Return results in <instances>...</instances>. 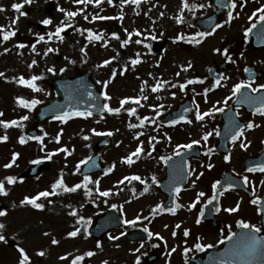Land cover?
I'll return each mask as SVG.
<instances>
[{
  "label": "rangeland",
  "instance_id": "374dc122",
  "mask_svg": "<svg viewBox=\"0 0 264 264\" xmlns=\"http://www.w3.org/2000/svg\"><path fill=\"white\" fill-rule=\"evenodd\" d=\"M13 3L24 4L20 11L25 12L26 15L20 16L19 12L11 7ZM201 3L208 5L211 4V0H189L190 5ZM50 4L54 6L53 10H49ZM0 8L3 9L0 11V25L4 26L5 30L16 32V35L8 41H4L0 35V72L5 74L0 77V112L4 114L0 119L11 121L19 120L24 115L29 117L26 121H20L22 126L4 128L0 125V136L7 134L9 137L7 141L0 142V180H4L6 176L18 178L17 182L11 185L5 181L8 194L3 195L2 199L10 209L6 210V216L0 217V223L5 224V228L0 230V234L5 236V241H0V264H18L19 247L26 250L35 264H71L76 256H84L79 262L82 264H104L105 261L108 264H135L137 257H140V264H181V262L186 264L185 256L182 259L181 253L194 241L195 244L218 245L221 234L211 230L204 233L205 225L202 221L196 223L197 212L191 208L189 210V206L195 201L199 192H211L212 180L217 176L219 178L223 171V169L218 170L220 167H229L221 155L212 152L205 158L192 160V170L195 171L191 170L189 185L180 193L181 206L175 213L158 210L154 214L152 211L156 205L165 201V194L157 186L160 185L166 172L162 164L163 160L155 155L156 149H162V157H165L175 154L178 151L177 145L187 144L193 140L200 141L199 144L194 145L200 146L201 150L213 147L218 116L214 112L202 121L196 120L197 105L201 112L211 109L213 105L222 107L231 94L232 81L226 80L218 92H211L205 96L206 88L212 84L209 79H204L206 70L210 64L218 60V56L212 53L213 47L208 49L204 45V37L201 38L200 44L184 45L175 41V37L179 34L193 36L201 31L197 22L210 12L211 7L182 9V0H141L139 5L131 3L130 0L123 5L120 0H113L112 4H109L108 0H102L99 5L95 0L85 4L74 3V0H32L31 3H24V0H0ZM61 8L64 11H60ZM69 11H76L77 15L69 17L66 15ZM181 11L184 17L183 23L177 22L176 19L181 15ZM160 13H163V16ZM18 16L19 19L13 24L12 21ZM85 16L88 17L87 20ZM98 16L115 18L94 19ZM45 18H51L52 24L45 26L40 23ZM62 23L70 25L62 33L63 41L55 37L49 39L48 33L54 32ZM87 29H91L96 34H104V38L89 40ZM137 30L141 35L135 34ZM113 32L119 34V40L111 35ZM129 33H132L131 37ZM38 34L44 35L45 40L39 41ZM151 35L157 38L152 40ZM125 39H129L130 42L122 46V41ZM136 40H141L143 43L137 44ZM19 43L27 46L21 49L17 47ZM33 44L35 51L32 50ZM148 45H151L150 49ZM48 48H52L53 51L45 56L44 53ZM82 48L84 51H81ZM5 49L8 51L5 52ZM137 53L140 54L141 62L132 65L131 60L136 58ZM57 54L64 56V62L57 61ZM112 57L115 59L109 65L98 67L105 59ZM33 60H36L37 64L29 67ZM189 62L192 67L186 71L182 70L181 65L187 66ZM125 65L127 71L120 75ZM51 67L56 69L55 73L47 71ZM61 68H65L66 71L60 72ZM113 70L117 75L110 80ZM83 71H91L100 91L102 93L107 91L112 97L111 100H105L103 96L105 103L110 107H119L120 100L125 97L146 95L148 100L141 98L142 106L129 102L118 114L108 112L102 117L73 116L66 122L57 119L47 120L42 124L39 135L43 137V144L32 139L29 131L36 121L35 108L56 97L51 80L63 75L72 77ZM177 72L180 73L179 76L176 75ZM21 75L26 79L32 75L42 76L43 78L36 83L43 91L35 92L13 79V77L18 79ZM105 80H110L106 89L100 83ZM159 80L168 83L159 91L153 92L152 87ZM188 80L196 82L188 89L181 90L179 85L185 84ZM145 81L147 86L141 93V86ZM171 84H176V87H171ZM172 93H175V96ZM187 96L195 103L194 113L189 119L192 123L182 122L176 127L165 125L161 121L162 116L176 108L177 104L183 102ZM18 97L29 100L39 99L41 103L35 108L26 109L17 102ZM216 102L219 103L214 104ZM157 105L164 106L160 109L161 116L158 118L155 115ZM129 108L136 109L135 115L125 111ZM144 116H148L150 120L157 119V124L145 121L143 126H140V120ZM129 123L137 127L129 128ZM109 131L113 135L96 134V132ZM45 132L48 135L45 136ZM206 132L213 134L204 141L202 137ZM137 133L143 134L136 138ZM57 134H60L59 143L54 139ZM22 135L26 138L24 144L19 143V137ZM150 137L155 139L150 140ZM103 140H106L107 144L102 148L101 156L111 165L112 171L95 172L87 176L93 181L99 180L100 191L111 190V195L100 196L96 191V185L89 183L88 189L92 190L89 196L86 194L87 189L83 187L82 170L85 164L79 165V172L75 169L79 161H88L97 143ZM141 142H143V153L139 158L133 157L134 163L128 164L123 158L134 152ZM256 143L260 148L264 145L263 140ZM63 147H67L71 154L57 152L51 159L46 158L56 149ZM253 150V144L245 152L237 147L232 154L230 167L234 171L242 172L243 156ZM14 152L19 153L16 163L11 168H5L4 165L11 162ZM36 159L47 161L48 168L42 169L34 177L21 178L22 174L29 172L30 167L34 165L32 161ZM209 164L213 165L212 170H207ZM61 173L68 187L77 183H81L82 187L74 193L58 188L56 195L41 197L37 203H43V209L20 203L25 196L31 197L44 190L51 191L52 184ZM133 175L140 176L141 180H132ZM126 176L129 179L119 183ZM153 176L156 177V183L152 181ZM256 180L264 182V176H259ZM262 182L254 185L256 190L261 188L264 184ZM145 187L149 188L147 193H143ZM224 199L228 208L240 204L241 200L242 205L240 204L239 208L241 211L245 208L246 198L241 194L240 196L226 194ZM201 201H204V197ZM112 204H116L117 208H112ZM110 209L118 210L123 220H132L137 216L141 219L135 226L124 223L121 228L109 232L100 240L92 237L89 233L91 224ZM73 210L77 212L76 217L70 215ZM230 214L232 215L224 213V216L229 217V220L242 216V212ZM79 216L85 217V221L90 218L91 224L84 221L78 223ZM145 217L147 219H144ZM177 224H180L179 228H176ZM76 227L81 229L80 234L76 237H68L67 233ZM127 227L130 229L148 227L151 232L159 233L165 240L153 235L151 238L148 236L145 243L130 241L125 236ZM185 229L192 232L188 238L182 235ZM174 231L175 236L172 235ZM110 236L119 239H110ZM52 239L58 240L59 243L52 244ZM141 244H145L144 247L141 248ZM146 244L152 246L154 253H145ZM172 248L176 251L168 255ZM136 249L139 251H135ZM189 249L191 252V248ZM40 251L45 255H38ZM89 251L94 252V255L88 257L86 253ZM152 254H156L157 258L148 263L147 258ZM62 256L68 258L62 260L60 259Z\"/></svg>",
  "mask_w": 264,
  "mask_h": 264
},
{
  "label": "snow or ice",
  "instance_id": "6c2138e0",
  "mask_svg": "<svg viewBox=\"0 0 264 264\" xmlns=\"http://www.w3.org/2000/svg\"><path fill=\"white\" fill-rule=\"evenodd\" d=\"M31 2H32V0H24V3H31ZM89 2H91V0H74V3H77V4H85V3H89ZM101 2H102V0H95V3L97 5H99ZM128 2H129V0H120L121 5H123L125 3H128ZM130 2L134 3L136 5H139L141 3V0H130ZM217 2H219V0H217ZM108 3L112 4L113 0H108ZM246 4H247V0H243V2L239 4V7L243 8ZM206 6L207 7H211V4L205 5V4L201 3V4H191L190 5L189 4V0H182V9H189V10L195 9V8L202 9V8H205ZM223 6L230 7L231 9H236L237 6H238L237 0H231L230 4H225ZM11 7L14 10H16L17 12H19L20 16L26 15L25 12L20 11L24 7V4H22V3H13L11 5ZM2 10L3 9L0 8V11H2ZM59 10L60 11H64V9H62V8L59 9ZM80 11H83V9H80ZM257 14H259L258 15V22H264V5H261L255 11H253V13L249 16V20H252L254 17H257ZM66 15L69 16V17H75L77 15V12L76 11H69V12L66 13ZM160 15L163 16V13H160ZM237 15H238V13H237ZM84 18L86 20L88 19L87 16H85ZM96 18H98V19H114L115 17H104V16L94 17V19H96ZM18 19H19V16L16 17V19L13 20L12 23L15 24ZM176 19H177V22L183 23L184 17H183V12L182 11H181V15L176 17ZM232 19H233L232 13L229 12L228 21H226V23H230ZM40 23H42L45 26L51 25L52 24V19L51 18H45L42 21H40ZM256 26H257V24L253 23L251 25V27L246 29L245 35H247L248 33L252 32V30L254 28H256ZM68 27H70V25L62 23L61 26H57L55 28L54 32L48 33V38L52 39L53 37H55L58 40L63 41L64 36L62 35V33ZM219 27H221L220 24H214V26L212 28V32H214ZM87 31L89 33V35H88V39L89 40H93V39L94 40H102L104 38V34L93 33L91 29H87ZM125 31L127 32V29H125ZM81 34H83V33H81ZM135 34L136 35H141V33L138 30H137V32ZM211 34H212L211 32L199 31V32H196L192 37H187V38H186L185 35L179 34V35H177L175 37V41H184L185 39H188L189 43L200 44L201 40L200 39H196V37L203 38V37H206V36L211 35ZM0 35H2V39L4 41H8L11 37L16 35V32L14 30L13 31L5 30L4 26L0 25ZM111 35L114 38L118 39V40L120 39L118 33L113 32V33H111ZM131 35H132V33H129V37H131ZM156 38L157 37L155 35H151V39L152 40H155ZM44 40H45V36L44 35H39V41H44ZM129 42H130L129 39L123 40L122 41V46L123 45H127ZM135 43L140 44V43H143V41L136 40ZM26 46L27 45H25L24 43H19L17 45V47H19L21 49L25 48ZM105 46H106V44H105ZM147 47L150 49L151 45H148ZM32 50L35 51V44L32 45ZM4 51L7 52L8 49H5ZM52 51H53L52 48H48L45 51L44 55L46 56L48 53H50ZM81 51H84V49L82 48ZM214 51H216L217 53L221 52V50L219 48L214 49ZM223 55L229 61L232 60V57L228 54V50L227 49L223 50ZM114 59H115V57H112L110 59H105L102 62L101 65H98V67L107 66ZM140 62H141L140 54L137 53L136 54V58L131 60V64L132 65H136V64H139ZM73 63H75V61H73ZM36 64H37V61L33 60L32 64H30L29 67H32L33 65H36ZM191 67H192L191 62H189L187 64V66L181 65V68L184 71H186L188 68H191ZM47 71L51 72V73H55L56 69L54 67H51V68H48ZM59 71L60 72H64V71H66V69L65 68H61V69H59ZM126 71H127V65L124 66V69L119 74L123 75L124 72H126ZM245 71H248V69H245ZM4 75L5 74L3 72H0V77H3ZM116 75H117V72L115 70H113V72L111 73L110 80L114 79ZM176 75L179 76L180 73L177 72ZM42 78H43L42 76H37V75H32L29 79H26L22 75L18 79L16 77H13V79L16 80L17 83H19L21 85H24V86H27L30 89H32L33 91H35V92L43 91V89L38 87V85L36 83V81L41 80ZM221 79H223V77H221V78H219V79H217L215 81L217 86L220 85ZM110 80L101 81L100 83L106 89L108 87V84H109ZM195 82H196L195 80H188L185 84H180L179 87L181 88V90H183L186 87L187 84H192V83H195ZM200 82L202 83L203 81H200ZM166 83H168V81H163V80L157 81L156 84L152 87V91L153 92L159 91L163 87V85L166 84ZM145 86H147V81H145L144 84L141 86V93H143ZM171 87H173V88L176 87V84H171ZM244 88L251 89V91L253 93H256L260 89H264V84H260L257 87H253L252 83L247 82V81H241L239 83H236L233 86V89H232L233 95H235L236 93H240L241 89H244ZM208 91H210V89H206L205 93H207ZM88 94L90 96L92 95L91 92H89ZM102 94H103L105 100H111L112 99V97L108 94L107 91L103 92ZM172 95L175 96V93H172ZM141 98L143 100H148V97L146 95H142V97H125V98H122L120 100V102H119L120 106L119 107L113 108V107H110L108 103H104L99 108V111L103 112L106 109L110 113H117L118 114V113H120L121 109H123L124 106L126 104H128L129 102H134L137 105H140V99ZM245 100H246V102H253V103L258 102L259 103V107L256 108V112L261 114V115H264V97L247 96L245 98ZM17 102L22 107H24L26 109L35 108L36 105L41 103V101L39 99L33 98V99L29 100V99H25L23 97H18L17 98ZM217 103H219V102H217ZM224 103L226 105L227 104V100H225ZM140 106H142V105H140ZM149 107H153V106L149 105ZM163 107H164L163 105L155 106V115H156L157 118L161 116L160 109H163ZM125 111H128L132 115H135V113H136V109L135 108L125 109ZM185 111H187V109ZM223 111H224L223 107H215V105H213V107L211 109H209V110H207L205 112H201L199 110V106L197 105L196 120L202 121V120H204V118L206 116L213 115L214 112H223ZM3 115H4L3 112H0V117H2ZM73 115H75V116H91L92 112L91 111H87V112H80V111L68 112V111H64V112H62L61 115L55 116L54 119L60 120L61 122H66L70 118V116H73ZM28 119H29V117L27 115L21 116L19 118V120L13 119L11 121H4V120L0 119V125H3L4 128H8V127H11V126H22V125H20V121H26ZM180 119L183 120V119H186V117L182 116ZM145 121H149L152 124H157V119L153 118V119L150 120L148 116H144L143 119L140 120V126H143ZM176 122L177 121H175V120L170 121V123H172V124H175ZM187 122L188 123H192L191 120H188ZM254 126L255 125L253 123H251V122L246 125V127L248 129H251ZM128 127L129 128H135V127H137V125L129 123ZM157 127H159V125H157ZM93 131L95 132V129H93ZM61 132H62V130H61ZM243 133H244V128L243 127H238L237 130L235 131V133L231 136L232 141L235 142L239 137H241L243 135ZM96 134L97 135H109V136L113 135V133L111 131L106 132V133L96 132ZM142 134L143 133H137L136 134V138H138ZM217 134H219L218 130H217ZM44 135L46 136V135H48V133L45 132ZM165 135H167V134H165ZM211 135H212L211 132H206L203 135L202 139L204 141H207L209 136H211ZM8 139H9V137H8L7 134H4V135L0 136V142L7 141ZM32 139L38 140V141L41 142V144H43V137L42 136L32 137ZM54 139L56 140L57 143H59L60 134H57V136ZM85 139H88V137H85ZM154 139H155V137H150V140H154ZM169 140H171V137H169ZM19 143H21V144L26 143L25 136L22 135V136L19 137ZM199 143H200L199 140H193V141H191L190 143H187V144L177 145V149H180V148L191 149L194 144H199ZM142 145H143V142H141V144L137 146V148L135 149L134 152L129 154L127 157H124L123 158L124 161H126L128 164L134 163L133 157L139 158L140 154H142L143 151H144ZM240 147L241 148H247L248 144L241 143ZM211 151H212V149H208L209 153H211ZM57 152H64V153H66L68 155L71 154L67 147H63V148L56 149L55 152L49 154L46 158L47 159H51L52 155H55ZM149 155H151V153H149ZM175 155L179 156L180 152L176 151ZM18 156H19V153H15L14 152L12 154L11 162L5 164L4 167L5 168H11L16 163V160H17ZM161 159L167 164L171 160V157L170 156H165V157H161ZM229 159H230L229 156L225 157V160H229ZM88 160H91V157H88ZM40 162L41 161L39 159H36V160L32 161L33 164H38ZM86 163H87V160L79 161L78 165L76 166L75 171L79 172L80 171L79 165L86 164ZM208 167L212 168L213 165L209 164ZM256 169H259V171L264 172V164L256 165L255 168L250 167V168L247 169V171L248 172H253ZM107 171L108 172L112 171V168H109ZM192 171L194 172L195 170H192ZM200 175H203V173H200ZM17 179L18 178L15 177V176H6L4 180H0V195H5L6 196L8 194L7 191H6V188H5V181L7 182V184L11 185V184H15L17 182ZM128 179H129V177L126 176V177L123 178V180L119 181V183H123L124 180H128ZM131 179L139 181V180H141V177L138 176V175H133L131 177ZM152 181L154 183L157 182L155 176L152 177ZM243 181H244V184L247 185L249 183V178L247 176H244L243 177ZM21 182H22V180H21ZM89 183H94L96 185V191L99 192L100 196L107 197V196L111 195V190L100 191V189H99V183H100L99 180L93 181L90 176L86 175V176H84L83 187L85 189H87V192H86L87 195L90 196L91 192H92L91 189H88V184ZM220 183H221L220 181H216L215 183L212 184L213 195L209 199H207V204H209V205L213 204L214 201L218 200L217 185H219ZM262 183H264V182H262ZM193 185H195V181H193ZM81 187H82L81 183H77V184H75L72 187H68L65 184L63 173H61L60 177L52 184L51 191L44 190V191L38 192L36 195L31 196V197L25 196V198L23 200H21L20 203L22 205H24V204L33 205L36 209H43L44 208V204L43 203H37V201L41 197H45L46 198V197H49V196H52V195H56L57 194L56 190L58 188H62L65 192L74 193L78 189H80ZM233 187H234V185L232 183H228L227 184V188L228 189H231ZM180 190L181 189L179 187L175 188V191L177 193H179ZM148 191H149L148 187H145L143 189V193H147ZM143 193H141V194H143ZM205 195H206L205 192H203V191L199 192L197 194L196 198H195V201L191 203L190 207L191 208H195L197 203H199L201 198L205 197ZM220 195H223V192H220ZM49 203H52V201H49ZM105 203H107V201H105ZM251 203L254 204V205L260 203L261 207H259L257 210L260 213H264V203L261 202L259 197H257L256 199H253L251 201ZM111 207L112 208H117V205L116 204H112ZM176 207H180V205H176ZM239 207H240V205L238 203L235 207H229V208H226L224 210L229 212V213H234V212H237L239 210ZM120 208L122 209L123 206L121 205ZM163 208H164L163 204H158V205H156V207L152 211L155 214L158 210H163ZM167 210L172 212V213H175L176 208H169ZM215 211L216 212H220L221 211V207L219 206V204H217L215 206ZM6 215H7V211L6 210H0V217L6 216ZM70 215H72L73 217H76L77 216V212L75 210H73L72 212H70ZM203 216H204V211H203V209H201V211L199 213V217L200 218H198L196 220L197 224H199L201 222V218H203ZM140 219H141V217L137 216L135 219H132V220L125 219L123 222L125 224H129V225L135 226L136 222L138 220H140ZM144 219H147V218L145 217ZM80 221H84L87 224H91V219L89 218L87 221H85V217H83V216H79L77 222L79 223ZM165 227H167V225ZM179 227H180V224H177L176 228H179ZM236 227L239 228V229H242V230H247V231H241L240 233H236V232L232 231V226L231 225L227 226L228 232L230 234L227 235L226 237H223L220 240V243L221 244L224 243V239H227L230 242L235 240V242L232 244V246L228 250H226V254L227 255H231L234 258H239L242 261V264H253V262L257 261V260L259 261V264H264V238H262V237L257 235L258 233L261 232V230H262L261 227L257 226L256 224H252V223L246 222L244 219L237 220L236 221ZM4 228H5V224L0 223V230H2ZM80 232H81V229L79 227H76V228H74V230L68 232L67 235H68V237H76L77 235L80 234ZM144 232H146L148 234L149 238H151L153 235H155L160 240H165V238L163 236H161L159 233H155L154 234L153 232H151L148 227L144 228ZM221 232L223 233V230H221ZM189 234H190L189 230L185 229L184 230V236L187 237V236H189ZM45 235H48V233H45ZM121 235H123V233H121ZM172 235L175 236L176 232L174 231L172 233ZM110 239H114L115 240V239H119V237L110 236ZM0 241H5V236L2 235V234H0ZM51 242H52V244L59 243V241L56 240V239H52ZM153 246L155 247L157 245H153ZM165 246H167V241H165ZM140 247L142 248V247H144V245L141 244ZM206 247L207 248H211V247H213V245H211V244L204 245V244H201V243H196L195 244V249L198 250V251H204V249ZM135 251L138 252L139 249H136ZM175 251H176V249L172 248L171 252H169L168 255H171V253L175 252ZM189 251H190V249L186 247L184 249L185 255H187V253ZM19 253H20V259H19L18 264H30V257H29L28 253L26 252V250L23 247H19ZM38 255L44 256L45 253L43 251H40L38 253ZM86 255L88 257H91V256L94 255V252L89 251V252L86 253ZM67 258H68L67 256L60 257V259H62V260L63 259H67ZM83 259H84V256H76L75 259L72 260L71 264H79V262L82 261ZM104 264H108V262L105 261ZM135 264H140V257L136 258ZM220 264H227V261L224 260V259H221L220 260Z\"/></svg>",
  "mask_w": 264,
  "mask_h": 264
},
{
  "label": "flooded vegetation",
  "instance_id": "af4514ba",
  "mask_svg": "<svg viewBox=\"0 0 264 264\" xmlns=\"http://www.w3.org/2000/svg\"><path fill=\"white\" fill-rule=\"evenodd\" d=\"M242 2L243 0H237L238 6L236 9H232L231 13L233 19L230 23H226V21H228V16L222 18L219 22L221 27L217 28L214 32H212V29L206 31L211 32L212 34L204 37V45L208 47V49L213 47L212 53L218 56V60L214 61L207 67V78L213 79V73L216 72L223 77L220 82H224L226 80L228 82L232 81V87L230 89L231 94L227 100V104L223 105L224 110L229 108L234 103L235 97L238 93L233 95L232 89L236 83L247 81L252 83L253 87L264 84V22H258L259 14H257V17L249 20V16L253 13V11H255L261 5H264V0H247V4L243 8H240L239 4ZM229 3H231V0H229ZM221 4L222 10L225 8V6H223V3ZM214 10V2L211 0V10L207 15L211 14ZM253 23L257 24L256 28H254L252 32L245 35L246 29L251 27ZM217 48H219L221 52L217 53L214 51V49ZM224 49L228 50V54L232 57L231 61L226 59L223 55ZM245 69H248V71H245ZM220 89L221 87L215 88L213 89V92H218ZM243 90L252 92L251 89L248 88H244ZM258 92L264 94V89H260ZM235 111L240 122L245 123V126H243L244 133L235 142L231 141L228 144L226 153L219 152L218 154L221 155L225 164L229 165V167H224L235 173H240L239 171H234L230 167V162L233 158L232 154L235 152L237 147H240L241 143L248 144L247 148L240 147V149H242L244 152L247 151L252 144L254 145V150L243 156V160L246 157H255L262 151L264 145L260 148L256 141L259 142L263 140L264 142V115L257 113L256 108L253 109V107L251 109L239 107L236 108ZM215 115L218 116L217 121L219 122V126H221L223 122V112H216ZM250 122L255 126L251 129H248L246 125ZM216 139L218 140V134ZM226 156H229L230 159L225 160ZM244 194L247 195L245 208L242 211L239 209L237 212H235V214L242 212V216L237 217L235 220H229V217L224 216L225 212L222 210L223 205L221 204L219 198L217 201L213 202L215 216L217 214L219 219L218 228L223 230V233L221 232L222 235L227 236L230 234L227 229L228 225H231L232 231L235 232L237 230L236 221L244 219L246 222L256 224L257 226L261 227L262 230L260 233L264 236V226H262L260 221L261 213L257 210L260 207V203L256 205L251 203V201L257 197H259L260 200L262 199L264 195V184L259 190H252L250 191V194L246 192ZM205 203H207V201ZM217 204H219L221 207L220 212L215 211V206ZM205 205L206 204H204V206ZM227 215L230 216L232 214Z\"/></svg>",
  "mask_w": 264,
  "mask_h": 264
},
{
  "label": "water",
  "instance_id": "95a60500",
  "mask_svg": "<svg viewBox=\"0 0 264 264\" xmlns=\"http://www.w3.org/2000/svg\"><path fill=\"white\" fill-rule=\"evenodd\" d=\"M57 58L59 59L60 62L63 61V57L58 55ZM52 84L54 85V88L57 91L58 98L45 106L39 107L38 112H37L38 121H37L36 127L31 131L33 135L37 134V131H36L37 127L45 119L54 117L57 115H61L62 112L64 111H68V112L91 111L92 114L99 115V116L103 115L106 112V109L103 112L99 111V108L104 103H103L101 94L96 87V84L91 79V75L89 72H84L73 78L64 76L62 78L53 80ZM89 92L92 93L91 96L88 94ZM186 109L187 111H185ZM191 110H192V105L187 100L185 104L180 105L179 110H176L170 113L168 115V119L175 120L174 118H177L183 114H184L183 117L184 116L186 117L188 114H190ZM99 153H100L99 150L95 151V154L91 162L88 164V166L92 165L93 167L89 169L88 171H86V173H89L95 170H100V169L106 170L109 168V165L105 164L104 162L100 160ZM43 165L46 166V164H43ZM35 170H36L35 173H37L40 170V166H36ZM112 214L116 216L117 221L105 227L103 229V232H105L109 228L120 225V219L118 217V214H116V212L109 213V215H112ZM100 220H103V219H100Z\"/></svg>",
  "mask_w": 264,
  "mask_h": 264
}]
</instances>
